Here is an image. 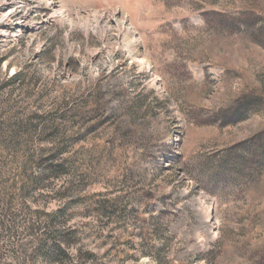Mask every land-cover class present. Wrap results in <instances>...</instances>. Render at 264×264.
<instances>
[{
  "label": "rangeland",
  "instance_id": "obj_1",
  "mask_svg": "<svg viewBox=\"0 0 264 264\" xmlns=\"http://www.w3.org/2000/svg\"><path fill=\"white\" fill-rule=\"evenodd\" d=\"M16 3L0 264H264V0Z\"/></svg>",
  "mask_w": 264,
  "mask_h": 264
},
{
  "label": "bare ground",
  "instance_id": "obj_2",
  "mask_svg": "<svg viewBox=\"0 0 264 264\" xmlns=\"http://www.w3.org/2000/svg\"><path fill=\"white\" fill-rule=\"evenodd\" d=\"M13 2H14V1H13ZM18 4H19V3H18ZM18 4L16 3L13 7H6V8H5L6 11L3 13L2 16H0V17H1V22H2V23L8 21L9 18H10L11 16L14 15V13H15V7H17ZM116 21H118V20H116ZM117 24H118V23H117ZM120 24H121V23H120ZM118 30L125 31L127 34L131 33V31H129V28L126 27V26H124L123 23H122V27H121L120 29H118ZM135 41H136V43H137V38H135ZM136 55H137V57H139L138 52H136ZM133 58H135V57H133ZM139 63L142 64V63H143V60H142V61H139Z\"/></svg>",
  "mask_w": 264,
  "mask_h": 264
},
{
  "label": "trees",
  "instance_id": "obj_3",
  "mask_svg": "<svg viewBox=\"0 0 264 264\" xmlns=\"http://www.w3.org/2000/svg\"><path fill=\"white\" fill-rule=\"evenodd\" d=\"M12 80H13V81H16V78H13ZM57 248H58V250H59V249L61 248V246H59V247L57 246Z\"/></svg>",
  "mask_w": 264,
  "mask_h": 264
}]
</instances>
